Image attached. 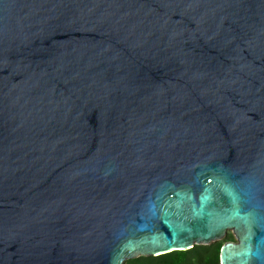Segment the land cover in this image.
Returning a JSON list of instances; mask_svg holds the SVG:
<instances>
[{"label":"water","instance_id":"95a60500","mask_svg":"<svg viewBox=\"0 0 264 264\" xmlns=\"http://www.w3.org/2000/svg\"><path fill=\"white\" fill-rule=\"evenodd\" d=\"M228 231L264 264V0H0V264Z\"/></svg>","mask_w":264,"mask_h":264},{"label":"trees","instance_id":"16d2710c","mask_svg":"<svg viewBox=\"0 0 264 264\" xmlns=\"http://www.w3.org/2000/svg\"><path fill=\"white\" fill-rule=\"evenodd\" d=\"M225 240H233V235L228 234ZM222 242L213 245H194L185 250H173L154 257L139 256L127 264H220L219 252ZM156 259V262L152 260Z\"/></svg>","mask_w":264,"mask_h":264},{"label":"rangeland","instance_id":"374dc122","mask_svg":"<svg viewBox=\"0 0 264 264\" xmlns=\"http://www.w3.org/2000/svg\"><path fill=\"white\" fill-rule=\"evenodd\" d=\"M228 234H232L231 233V231H228L227 233H226V235L223 237V238H221V239H219V240H215V241H212V242H210L209 244H206V245H213V244H215V243H218V242H225L226 240L224 239ZM233 235V234H232ZM233 239H234V236H233ZM199 245H204V244H199ZM143 257H154V256H143ZM132 259H134V258H132ZM132 259H127V260H125L124 262H123V264H127L130 260H132ZM152 260H154L155 262H156V259L155 258H153Z\"/></svg>","mask_w":264,"mask_h":264},{"label":"snow or ice","instance_id":"6c2138e0","mask_svg":"<svg viewBox=\"0 0 264 264\" xmlns=\"http://www.w3.org/2000/svg\"><path fill=\"white\" fill-rule=\"evenodd\" d=\"M227 258V257H226Z\"/></svg>","mask_w":264,"mask_h":264}]
</instances>
